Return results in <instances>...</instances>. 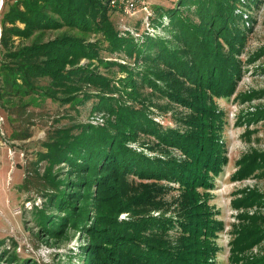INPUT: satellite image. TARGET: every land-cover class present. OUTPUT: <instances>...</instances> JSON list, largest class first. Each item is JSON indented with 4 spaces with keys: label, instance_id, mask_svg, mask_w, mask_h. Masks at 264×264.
I'll list each match as a JSON object with an SVG mask.
<instances>
[{
    "label": "trees",
    "instance_id": "trees-1",
    "mask_svg": "<svg viewBox=\"0 0 264 264\" xmlns=\"http://www.w3.org/2000/svg\"><path fill=\"white\" fill-rule=\"evenodd\" d=\"M110 2L13 0L1 17V103L38 96L76 108L92 101L91 113L105 117L103 125L76 123L49 130L20 189L34 187L42 199L40 208L33 207L39 235L59 239L72 230L85 237L81 264H215L220 249L214 239L223 223L208 205V191L227 159L221 137L224 112L214 100L235 94L246 41L241 13L255 2L177 0L156 17L146 16L150 30L163 36L118 31L111 15L121 11ZM52 32L57 35L46 39ZM114 55L115 61L110 59ZM112 67L123 77L99 72ZM144 89L189 115L163 127L152 109L166 110ZM257 95L241 94V102ZM240 119L242 124L258 122L264 109ZM30 137L29 132L15 135L16 140ZM39 162L44 166L37 167ZM237 166L232 181L262 178L264 153L253 151ZM133 177L153 180L163 192L178 188L171 215L151 216L161 207L147 197L148 190L119 200L122 185ZM147 204V213L134 211ZM232 207L243 212L233 225L228 263L264 264V255H245L264 240V217L258 213L264 209V193L239 191ZM122 213L129 215L120 219ZM0 264L33 263L19 259L0 240Z\"/></svg>",
    "mask_w": 264,
    "mask_h": 264
},
{
    "label": "rangeland",
    "instance_id": "rangeland-1",
    "mask_svg": "<svg viewBox=\"0 0 264 264\" xmlns=\"http://www.w3.org/2000/svg\"><path fill=\"white\" fill-rule=\"evenodd\" d=\"M176 1L140 0L132 15L113 12L111 20L120 32L137 33L136 36L148 32L151 35L163 36L165 34L158 29L150 30L146 16L150 14L151 18L156 17L165 9L173 7ZM12 2L13 0H0V20ZM254 2L252 9L241 13L246 30V41L239 56L242 61V75L237 83L235 94L229 99L214 100L218 110L224 112L225 123L221 137L224 144V155L227 159L223 172L215 180L214 188L208 191V205L217 212V220L223 223V230L214 239L220 249L216 252L215 264H229V241L233 237V225L237 223L236 216L243 212V210L237 211L232 207V200L236 193L244 189H257L264 193V177L250 176L241 181L231 180V175L237 170V163L242 157L253 151L264 153V119L251 124H242L240 119L247 112L264 109V0H254ZM143 7L147 8V12L142 10ZM237 12L240 11L237 10ZM56 35L57 33L52 32L47 34L46 39H52ZM258 52L261 55L256 57ZM111 57L110 59L116 60L115 55ZM120 59L123 58L120 57ZM81 64L83 65L84 61ZM99 72L107 77H123L113 67L99 68ZM253 91L258 94L256 98L241 102V94ZM143 92L153 103L166 110L162 113L156 108L152 109L156 115L158 114L155 120L163 127H173L177 125L175 119L189 115V110L177 104L168 103L159 95L150 94V90L144 89ZM1 105L5 118L3 129L6 138L14 141L10 146L15 150V156L13 162L10 161L7 155L9 147L0 146V240H5L6 248L13 251L19 259L28 260L33 264H81V246L85 237L72 230H68L59 239L39 235V228L33 217V207L40 208L42 199L34 187H30L28 191H22L20 186L24 176L31 175L34 164L37 163L36 154L43 150L42 142L49 130L68 127L76 123L89 122L93 125H103L105 117L99 113H91L92 101L76 106V108H69L68 105L63 106L56 101L30 96L20 101L13 99L9 103L2 100ZM22 132H29L31 137L26 140H16L15 135H20ZM141 140L146 142V138H141ZM19 152L23 153V159L18 157ZM171 152L177 155L175 150ZM43 166L44 163L41 162L37 165V167ZM128 184L130 188H127ZM157 184L162 185L163 183ZM144 191H147V197L153 196L157 205L161 207V210L150 211L151 216L154 217L160 213H165L166 216L171 215L170 210L179 200L178 188L163 192L153 180L140 182L135 177L128 178V182L126 179L124 186L122 185V196H118V199L129 200ZM203 194L202 191L199 192L201 197ZM149 207L150 204L137 205L134 211L147 213ZM248 211L251 214L255 209ZM258 213L264 217V209ZM128 215L129 213H122L119 218L126 219ZM245 255L250 258L264 255V240L254 245Z\"/></svg>",
    "mask_w": 264,
    "mask_h": 264
},
{
    "label": "built area",
    "instance_id": "built-area-1",
    "mask_svg": "<svg viewBox=\"0 0 264 264\" xmlns=\"http://www.w3.org/2000/svg\"><path fill=\"white\" fill-rule=\"evenodd\" d=\"M138 0H111L110 5L119 11L132 15L137 7ZM142 10L146 11L145 7ZM3 109L0 101V146H8L7 155L10 161L13 162L15 156V150L11 148L10 145L14 143V141H10L6 138L3 126L5 125V118L2 114ZM23 153L19 152L18 157L23 159Z\"/></svg>",
    "mask_w": 264,
    "mask_h": 264
}]
</instances>
